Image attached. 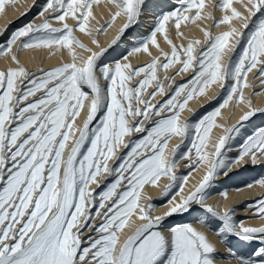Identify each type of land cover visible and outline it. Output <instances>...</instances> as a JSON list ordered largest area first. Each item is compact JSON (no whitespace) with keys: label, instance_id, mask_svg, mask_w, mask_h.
<instances>
[{"label":"snow or ice","instance_id":"1","mask_svg":"<svg viewBox=\"0 0 264 264\" xmlns=\"http://www.w3.org/2000/svg\"><path fill=\"white\" fill-rule=\"evenodd\" d=\"M95 3L98 0H46L41 21L19 28L0 47V56L16 65L0 70V264H216V246L207 232L192 223L164 228L174 214L191 215L224 244L229 237L258 241L246 257L236 259L238 264H264V225H246L234 218L236 209L221 211L206 202L214 180L233 163L247 156L255 164L264 157V127L247 138L238 157H224L241 125L257 111L264 112L244 93L253 87L250 73L264 86V0H239L242 10L233 0L211 7L206 0H183L131 47L123 63L114 65H102L106 49L93 51L75 35H92ZM109 3L111 19L96 31L102 33L123 18L112 41L116 44L138 21L144 0ZM5 4L0 0V12ZM217 7L223 12L219 20L214 18ZM207 19L213 23L201 29L204 41L192 39L186 45L177 46L165 27L171 21L183 38L182 24ZM221 25L226 30L213 36L210 28ZM158 36L170 52L160 49ZM92 43L99 47L98 41ZM197 45L202 47L197 50ZM152 47L163 59L152 56ZM20 49L66 50L71 62L34 74L21 65ZM136 53L147 54L151 61L132 65L130 57ZM170 67L176 74L190 72V79L171 93L167 89L172 86L158 75ZM217 84L226 92L222 102L194 123L181 121L189 101ZM158 94L162 99L153 103ZM230 104L244 110L235 124L224 127L216 119L223 118L221 109ZM82 115L81 125L77 121ZM214 127L223 128L224 134L211 141L210 153ZM173 137H180V143L169 152ZM186 140L191 147L183 150ZM179 160L187 168L184 175L176 172ZM201 164L205 174L186 191L189 176ZM161 178L169 181L162 192L167 207L153 216L157 205L140 203L141 191L158 186ZM259 183L264 186V179ZM247 208L250 215L264 218V195ZM130 217L141 223L121 240L120 234L131 227Z\"/></svg>","mask_w":264,"mask_h":264},{"label":"bare ground","instance_id":"2","mask_svg":"<svg viewBox=\"0 0 264 264\" xmlns=\"http://www.w3.org/2000/svg\"><path fill=\"white\" fill-rule=\"evenodd\" d=\"M183 0H144V7L138 21L131 26L126 33L121 36L116 44H112V41L119 34V29L125 22L123 18H117L111 25L107 27L102 33H97L96 29L105 25L111 19V13L113 11L109 0H98V3L93 5L94 19L90 23L92 29V35L87 33L75 32L76 37L81 40L86 46L93 49V51H100L106 49L103 57L101 58L102 65H114L117 62L123 63L124 57L128 55L131 47L139 44L155 29L157 22L170 11H177ZM221 3V0H206V4L210 7ZM234 6L237 10L240 8L239 0H233ZM46 4V0H6L4 11L0 12V33H4L7 29L6 38L0 40V47L6 45L10 36L19 28L26 26L28 23H39L42 19L39 13L43 10ZM222 10L216 8L214 11V18L219 20L222 17ZM260 18V14L253 18V27ZM20 22L15 27L9 28L11 24ZM71 24L72 21H69ZM211 19L200 20L192 22L187 27L183 24L180 31L183 32L184 37H178L176 30L172 26L171 21L166 22L165 27L169 29L170 36L177 46L186 45L189 40L198 39L204 41V35L201 29H208L212 25ZM59 27V24H54ZM240 27L239 23L235 25ZM212 35H216L219 32L226 30L224 26H216L210 28ZM127 35V36H125ZM135 37V39H133ZM186 38V39H185ZM92 40L99 42V47L92 43ZM160 49L163 52H170V46L164 41L162 36H158ZM202 45H197V50ZM13 51H17L15 45ZM81 55L87 56L88 53L83 52L80 49H76ZM152 56H163L159 49L152 47ZM19 61L29 72L39 74V70H49L56 66H60L65 62H71V56L65 50L63 54L58 49L51 50H19ZM130 61L134 66H141L151 61V57L147 54L136 53L130 57ZM15 67L16 65L6 58V56H0V70H4L7 67ZM158 75L162 78V81L166 85H171L167 91L171 93L174 87L184 84L190 79L189 73L176 74V68L170 67L167 70H161ZM164 77H172L171 81L163 79ZM249 81L253 87L245 88L244 93L248 96L253 107L256 109H264V86L260 85L258 81L253 79V74H249ZM155 83V82H154ZM148 91H152L150 87ZM258 93V94H252ZM226 92H223L219 85L211 86L206 94L197 96L193 101H189L185 110L180 113V120H191L193 123L201 119L205 114L213 111L220 102H222L223 96ZM215 97V99H213ZM167 97H164L166 99ZM162 97L158 94L153 98V103L161 100ZM244 110L242 105H237L235 108L228 106V108L221 109L223 118L217 117L216 123L224 125V127H231L238 120L241 111ZM231 117L230 119L228 117ZM84 116L78 118L77 123L82 125ZM99 120L97 119L93 126H95ZM264 127V112L257 111L256 115L250 118L249 121L244 122L241 125V130L238 134L233 136V139L229 142V149L224 152L226 161H230L234 157L239 156V152L247 138L253 135L260 128ZM224 134L223 128H213L210 132V142L208 143L207 151L213 152L211 141H215L219 136ZM180 137H173L169 141L167 151L170 152L171 148L180 143ZM191 147V141H185V147L183 150ZM111 163V161H110ZM184 163L183 160H179L177 163L176 172L178 175H184L187 173V168L181 167ZM205 174V166L201 164L194 172L189 176V183L185 186L186 191L193 185L198 184ZM104 179V178H101ZM109 181L112 178H108ZM264 179V157H260L255 164L247 156L243 158L239 163H233L227 173H221L213 182L210 192V198L206 201L210 204H216L219 209H236L234 212V218L238 221H242L246 225L260 226L264 225V218H256L255 214L247 215L249 209L247 205L254 200L264 195V186H261L259 181ZM169 183L166 178H161L158 182V186H145L141 191L140 203L147 204L150 201L154 202L157 207L152 211V215L162 214L166 207L167 201L162 198V192L164 187ZM250 185V186H246ZM91 187H95L92 185ZM101 189H98V191ZM226 192L227 195L222 196L221 193ZM201 219L203 217L201 216ZM131 227L126 229L120 234L121 240L126 238L131 233L133 228L141 223L135 217H130L128 221ZM183 223H192L198 230L207 232L209 239L215 244L216 251L214 253L216 264H238L237 256H247L254 247H256L258 241H242L235 237H229L228 243L224 244L218 239V237L203 227L200 223L193 220L191 215L187 214H174L172 217L166 218L164 222V228H170ZM230 249V250H229Z\"/></svg>","mask_w":264,"mask_h":264},{"label":"rangeland","instance_id":"3","mask_svg":"<svg viewBox=\"0 0 264 264\" xmlns=\"http://www.w3.org/2000/svg\"><path fill=\"white\" fill-rule=\"evenodd\" d=\"M19 23L20 22H18V23L16 22L14 24H11V26L9 28L11 29L12 27H15L16 25H18ZM5 32H7V31H4L3 35H0V40H3L6 38L7 34H5ZM125 36H127V35H125ZM247 215H249V212L247 213Z\"/></svg>","mask_w":264,"mask_h":264}]
</instances>
